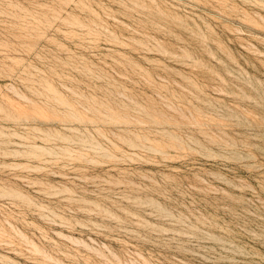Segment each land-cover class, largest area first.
<instances>
[{
    "label": "rangeland",
    "instance_id": "rangeland-1",
    "mask_svg": "<svg viewBox=\"0 0 264 264\" xmlns=\"http://www.w3.org/2000/svg\"><path fill=\"white\" fill-rule=\"evenodd\" d=\"M0 264H264V0H0Z\"/></svg>",
    "mask_w": 264,
    "mask_h": 264
}]
</instances>
